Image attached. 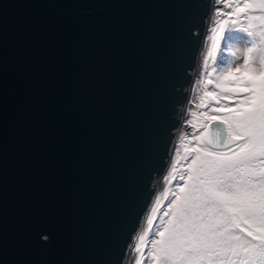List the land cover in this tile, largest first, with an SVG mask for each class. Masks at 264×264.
Returning <instances> with one entry per match:
<instances>
[{
	"label": "water",
	"instance_id": "1",
	"mask_svg": "<svg viewBox=\"0 0 264 264\" xmlns=\"http://www.w3.org/2000/svg\"><path fill=\"white\" fill-rule=\"evenodd\" d=\"M211 0H0V264H126Z\"/></svg>",
	"mask_w": 264,
	"mask_h": 264
},
{
	"label": "snow or ice",
	"instance_id": "2",
	"mask_svg": "<svg viewBox=\"0 0 264 264\" xmlns=\"http://www.w3.org/2000/svg\"><path fill=\"white\" fill-rule=\"evenodd\" d=\"M206 24L211 43L192 82L202 92L188 100L206 111L186 109L201 120L184 121L192 132L179 136L165 177L182 183L165 189L155 227L160 198L146 206L147 228L125 251L134 264H264V0H214Z\"/></svg>",
	"mask_w": 264,
	"mask_h": 264
},
{
	"label": "rangeland",
	"instance_id": "3",
	"mask_svg": "<svg viewBox=\"0 0 264 264\" xmlns=\"http://www.w3.org/2000/svg\"><path fill=\"white\" fill-rule=\"evenodd\" d=\"M217 7H219L222 11H231V9H223V5H217ZM212 11V7H211V10L210 12ZM213 19H215V17H213ZM210 30L206 24V29H205V32L203 34V37H202V40H201V44H200V50H201V47L203 45V48H204V52L206 54V51H207V47L210 45V41H207L206 40V37L207 35H210ZM199 50V52H200ZM197 61H196V66H195V70L193 72V76H192V81L190 82V88H189V93H188V97L185 101V105H184V111H183V114H182V117H181V121H180V126H179V129H178V133L176 135V138H175V141H174V144H173V148H176V147H179V136L180 135H183V134H190L192 132V128L190 125L184 123V121L188 120V119H192L194 123H199L200 120H201V117L197 116V117H191L190 115L187 114V111L186 109L187 108H191L193 111L197 112V113H201V112H204L206 111L203 107H200V108H197L195 106V104H189L188 103V100H189V97H193L195 99V97L199 94H201L202 90L200 91H194L193 89V80L194 79H197L199 77V73L203 70L202 69V60H203V56L201 55H197ZM211 63V60L209 61ZM236 63H242V59L239 60V61H236ZM214 79V77H212ZM208 90H214V86L213 85H209L208 87ZM197 103L199 102L198 100L196 101ZM183 155H184V152H183V148H180V160L179 162H177V172H179L181 169H182V166H184L186 164V162L183 160ZM172 160H176V157H175V154L172 153V156H171ZM171 171V166L169 164V159H168V162H167V165H166V168L164 169L163 173H162V176L160 178V180L158 181L159 182V185L156 187L154 193H153V196H152V199L150 200L152 205L155 206V199L154 197H159L160 198V206H159V210L158 212L155 214V218L153 220V226L155 227L156 225H158L160 223V217L163 216V213L164 211L167 209V203H168V199H165L164 196H163V193L165 191V189H174L175 188V185L179 182V183H182V181H179V175H177L176 179L172 180L171 183H167L165 181V177L167 176L168 172ZM170 198V196H169ZM149 205V204H148ZM149 215H151V212L149 211ZM165 219H167V217H165ZM147 228V218L144 214V217H143V220H141V223L137 229V234H138V230L139 232H142L144 229ZM149 239H151V236H149ZM147 251V249H145V252ZM127 264H134V257H131L129 258V261L127 259Z\"/></svg>",
	"mask_w": 264,
	"mask_h": 264
},
{
	"label": "bare ground",
	"instance_id": "4",
	"mask_svg": "<svg viewBox=\"0 0 264 264\" xmlns=\"http://www.w3.org/2000/svg\"><path fill=\"white\" fill-rule=\"evenodd\" d=\"M214 3V0H211V2H210V7H209V13H210V10H211V7H212V4ZM208 13V14H209ZM197 55H198V53H197ZM197 55H196V57H195V61H194V66H193V70L191 71V79H190V82L192 81V76H193V72H194V68H195V66H196V61H197ZM190 91V90H189ZM186 103H187V101H186ZM187 105V104H186ZM186 105H185V107H186ZM180 121H181V119L179 120V123H178V127H177V133H178V129H179V126H180ZM182 122V121H181ZM177 135V134H176ZM159 185V182H158V184L156 185V187ZM139 226V223H138V225L136 226V227H138ZM137 229L138 228H136V230H135V233H137L136 231H137ZM128 261H129V259H128ZM126 264H127V260H126Z\"/></svg>",
	"mask_w": 264,
	"mask_h": 264
},
{
	"label": "clouds",
	"instance_id": "5",
	"mask_svg": "<svg viewBox=\"0 0 264 264\" xmlns=\"http://www.w3.org/2000/svg\"><path fill=\"white\" fill-rule=\"evenodd\" d=\"M144 217V216H143ZM142 220H143V218H142Z\"/></svg>",
	"mask_w": 264,
	"mask_h": 264
}]
</instances>
